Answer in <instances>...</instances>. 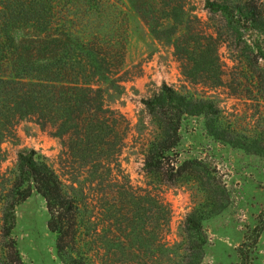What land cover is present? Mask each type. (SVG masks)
Segmentation results:
<instances>
[{"label": "trees", "instance_id": "trees-1", "mask_svg": "<svg viewBox=\"0 0 264 264\" xmlns=\"http://www.w3.org/2000/svg\"><path fill=\"white\" fill-rule=\"evenodd\" d=\"M127 2L156 38L173 45L187 77L233 95L249 83L263 103L260 0H204L210 26L189 12L186 0ZM117 4L121 7L118 0H0V142L14 140L16 124L32 119L61 140L70 168L65 174L74 175L67 184L36 149L17 152L10 178L0 176V264H25L11 231L15 207L32 188L45 199L62 264H203L208 242L203 222L227 207L230 193L210 162L178 159L181 121L201 116L214 139L264 153V127L239 136L223 123V110L212 98L167 83L142 98L157 126L142 164L148 184L191 183L201 195L184 217L181 240H167L170 207L158 193L123 176L118 157L128 123L104 106L98 87L122 71L125 27L120 18L105 24V11ZM221 44L233 53L231 69L219 56ZM263 229L261 212L250 242L239 246L238 264L252 263L248 249Z\"/></svg>", "mask_w": 264, "mask_h": 264}, {"label": "rangeland", "instance_id": "rangeland-1", "mask_svg": "<svg viewBox=\"0 0 264 264\" xmlns=\"http://www.w3.org/2000/svg\"><path fill=\"white\" fill-rule=\"evenodd\" d=\"M118 1L121 7L117 4L105 11V24H112L114 18H120L125 27L122 33L125 44L122 71L99 82L98 87L104 106L121 113L128 123L127 138L118 157L122 174L132 185L158 193L168 204L170 224L167 240L173 244L181 240L184 217L201 195L191 183L148 184L142 164L157 126L141 99L151 96L162 83L195 97L212 98L223 110V123L236 129L239 136L257 133L264 127V101L258 102L257 93L252 91L249 83L240 86L233 95L235 91L231 89L212 88L187 77L174 54L173 45L156 38L127 0ZM186 1L193 16L205 26L212 24L204 8V0ZM260 1L264 6V0ZM219 56L229 69L236 63L232 51L225 44L219 46ZM14 131V140L3 139L0 142V176L3 179L10 178L14 171L17 152L32 147L45 156L67 184L70 183L74 175L69 177L65 174L70 168H65L66 158L57 136L41 129L29 118L21 119ZM179 136L178 159L210 162L221 174L230 193L227 207L203 222L208 235L203 264H238L239 246L246 240L250 242L259 215L264 212V153L247 152L214 139L204 130L201 116L184 118L180 123ZM48 217L45 199L34 188L15 207L11 236L25 264H62L56 255L55 235L48 228ZM248 250H252L254 257L251 264H264V229L255 245Z\"/></svg>", "mask_w": 264, "mask_h": 264}]
</instances>
